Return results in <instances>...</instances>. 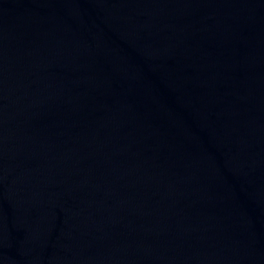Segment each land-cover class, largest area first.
<instances>
[{
	"label": "water",
	"instance_id": "obj_1",
	"mask_svg": "<svg viewBox=\"0 0 264 264\" xmlns=\"http://www.w3.org/2000/svg\"><path fill=\"white\" fill-rule=\"evenodd\" d=\"M0 264H264V0H0Z\"/></svg>",
	"mask_w": 264,
	"mask_h": 264
}]
</instances>
